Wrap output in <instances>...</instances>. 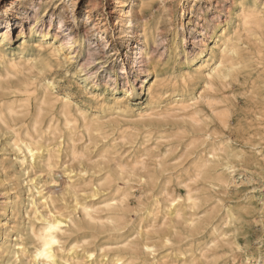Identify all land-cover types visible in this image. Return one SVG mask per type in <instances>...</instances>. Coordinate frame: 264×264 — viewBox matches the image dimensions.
I'll return each mask as SVG.
<instances>
[{"label":"rangeland","instance_id":"374dc122","mask_svg":"<svg viewBox=\"0 0 264 264\" xmlns=\"http://www.w3.org/2000/svg\"><path fill=\"white\" fill-rule=\"evenodd\" d=\"M249 6H256L261 17L253 34L248 33L242 20L241 12ZM262 28L264 0H0V35L7 34L11 40L6 49L10 57L19 56L24 39L28 42L25 58L40 56L37 45L43 42L42 34H47L43 57L50 60V66L40 79L53 84L54 93L69 99L74 109L89 112L88 117L101 118L104 128L101 133L93 134L92 143L86 135L79 142L80 148L90 147L93 157L112 141L115 128L138 122V113L148 105L147 90L155 78L162 83L158 88L161 101L180 95H203L220 102V108L230 110L226 126L214 118L208 122L211 129H218V140L226 147L221 166L222 169L228 167L224 170L227 185L211 193L219 198L224 210L229 208L235 212L234 221L225 227L228 243L224 247L228 254L222 262L227 259L230 262L234 257L239 264H264ZM224 30L237 44V66L225 80L209 90L198 68L210 58L212 47ZM49 43L57 47L64 45L65 54H61L60 59L51 56ZM69 45H73L72 50ZM70 53L73 58L69 61L65 57ZM185 73L190 75L186 84L183 83ZM129 90L136 92L128 96ZM115 98L123 105L128 104L130 109L126 113L114 110ZM201 107L210 112L205 101ZM74 114L81 126L80 115ZM12 137L13 133L0 125V264H36L32 259L22 255L16 258L12 253L13 246L19 242L18 236L22 235L29 254L37 244L29 231L35 223L31 198L39 199V192H55L52 193L54 207L64 214L69 213L74 204L72 192H63L62 188H66L69 176L80 175V162L71 157L63 158L60 162L63 168H57L52 174L38 166L26 169ZM96 162L102 161L97 158ZM88 171L89 176L81 174V177L95 176L91 168ZM135 195L133 208L140 194L135 191ZM153 197L147 195L144 201L150 203ZM136 217L135 213L130 215L132 221ZM89 234L91 230L87 227L72 229L65 237L64 247L69 249L73 242L82 243ZM114 242L109 238L90 240L78 252L82 248L93 249L95 255L100 256V245ZM3 243H6L5 248H2ZM156 245L158 258L167 254L168 249L161 242ZM109 249L111 252L106 249L109 255L116 251L114 247ZM149 258L153 256L140 254L132 264H143Z\"/></svg>","mask_w":264,"mask_h":264},{"label":"bare ground","instance_id":"6f19581e","mask_svg":"<svg viewBox=\"0 0 264 264\" xmlns=\"http://www.w3.org/2000/svg\"><path fill=\"white\" fill-rule=\"evenodd\" d=\"M241 13L244 27L252 33L260 25L259 11L249 6ZM47 37L42 34L43 42ZM10 41L7 34L0 35V125L13 133L14 147L23 156L22 165L29 170L42 167L52 174L62 166L63 158L71 157L80 162L81 168L80 175L67 176L66 188L61 187L63 192H72L74 204L69 213L54 207L55 192H39V199L31 198L35 223L29 231L37 244L29 254L22 235L18 236L19 242L12 249L14 257L22 255L36 264H132L140 254H146L153 258L143 264H239L234 257L222 262L228 254L224 247L228 243L225 227L234 221L235 212L224 210L219 198L211 193L227 185L224 170L228 167L222 169L220 159L226 147L218 140V129H211L208 122L214 118L226 126L230 116L227 107L220 108V102L203 95H180L161 101L158 88L162 83L155 78L147 90L148 105L138 113V122L115 128L112 141L93 157L90 147L80 148L79 142L86 135L92 143L93 134L104 128L101 118L88 117L89 112L74 109L69 99L54 93L53 84L40 79L50 66V60L43 57L46 46L42 41L37 45L40 56L33 59L25 58V39L19 56L10 57L6 52ZM63 46L49 43L47 48L51 56L60 59L65 54ZM68 47L72 50L73 45ZM237 53L234 38L224 30L210 58L198 68L205 88L213 90L217 82L235 70ZM71 55L65 59L70 61ZM211 62H215L213 66ZM188 78L190 75L185 73L184 84ZM135 92L129 90L128 96ZM204 101L210 112L202 109ZM114 106V110L124 113L130 109L119 98H115ZM74 112L80 115L81 126ZM90 168L95 176L103 173L89 179L81 177L88 175ZM135 191L140 196L133 208ZM147 195H154L150 203L144 201ZM132 213L137 216L133 221ZM86 227L91 234L66 249V235L72 229ZM99 238L115 242L100 245V256L93 249L78 252L82 245ZM158 241L168 249L159 258ZM2 245L6 247V243ZM111 247L116 251L109 255L106 249L111 252Z\"/></svg>","mask_w":264,"mask_h":264},{"label":"clouds","instance_id":"9594fccd","mask_svg":"<svg viewBox=\"0 0 264 264\" xmlns=\"http://www.w3.org/2000/svg\"><path fill=\"white\" fill-rule=\"evenodd\" d=\"M54 242V241H53Z\"/></svg>","mask_w":264,"mask_h":264}]
</instances>
